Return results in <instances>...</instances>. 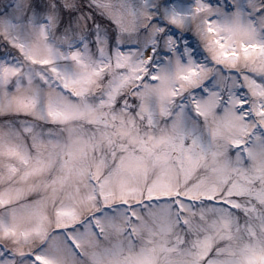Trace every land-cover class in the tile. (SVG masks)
Segmentation results:
<instances>
[{
    "label": "snow or ice",
    "instance_id": "obj_1",
    "mask_svg": "<svg viewBox=\"0 0 264 264\" xmlns=\"http://www.w3.org/2000/svg\"><path fill=\"white\" fill-rule=\"evenodd\" d=\"M0 264H264V0H0Z\"/></svg>",
    "mask_w": 264,
    "mask_h": 264
}]
</instances>
